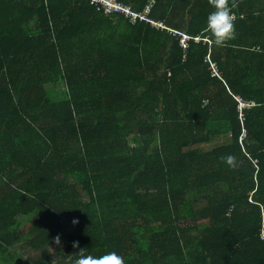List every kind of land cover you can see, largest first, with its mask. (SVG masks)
<instances>
[{
  "label": "trees",
  "instance_id": "obj_1",
  "mask_svg": "<svg viewBox=\"0 0 264 264\" xmlns=\"http://www.w3.org/2000/svg\"><path fill=\"white\" fill-rule=\"evenodd\" d=\"M119 2L187 47L91 0H0V264H53L57 236L54 264H264V0H234L223 47L209 0Z\"/></svg>",
  "mask_w": 264,
  "mask_h": 264
},
{
  "label": "clouds",
  "instance_id": "obj_2",
  "mask_svg": "<svg viewBox=\"0 0 264 264\" xmlns=\"http://www.w3.org/2000/svg\"><path fill=\"white\" fill-rule=\"evenodd\" d=\"M212 11L206 17V31L213 44L218 47L226 46L230 41L235 39V14L233 8L236 6L234 0H209ZM223 163L229 168L236 169L238 167L237 159L234 155H226L221 157ZM78 220H74L73 224H78ZM55 245L61 244L60 236L55 237ZM74 248H79L78 242H74ZM72 264H122V258L116 253H108L104 257L93 258L85 254V250H81L78 254L70 256L73 258ZM54 264V261H53Z\"/></svg>",
  "mask_w": 264,
  "mask_h": 264
},
{
  "label": "built area",
  "instance_id": "obj_3",
  "mask_svg": "<svg viewBox=\"0 0 264 264\" xmlns=\"http://www.w3.org/2000/svg\"><path fill=\"white\" fill-rule=\"evenodd\" d=\"M93 3L100 4L104 7L105 12L107 14L112 13H119L124 14L130 18L131 23L137 24L138 22H147L150 23L153 27H155L158 30H167L173 34H180L181 36V45L186 48L187 43L191 37L188 35L178 32L176 30H173L169 28L164 22L162 21H156L151 18V14L153 12L154 6L156 2H151L143 12L137 13L135 12L130 6H126L119 2V0H91ZM196 41L200 42L201 40L196 38ZM210 62V69L213 73V76L220 77L221 71L216 63H214L212 60H209ZM236 99L240 102V109L243 110L245 108L251 107V104H248L246 101H244L241 97H236ZM262 238L264 240V231Z\"/></svg>",
  "mask_w": 264,
  "mask_h": 264
},
{
  "label": "rangeland",
  "instance_id": "obj_4",
  "mask_svg": "<svg viewBox=\"0 0 264 264\" xmlns=\"http://www.w3.org/2000/svg\"><path fill=\"white\" fill-rule=\"evenodd\" d=\"M62 90H64V88H62ZM216 144H212V145H207L206 149H211L214 148ZM23 220V219H22ZM34 219H29L26 220V218H24L23 222H21V226H20V230H24V228H27L31 222H33ZM61 248V246H55L53 247V249L50 250V253H55L56 257H54V261L57 262L59 259V257L57 256L59 254V249ZM49 251V250H48ZM19 252L22 254V250L19 249ZM42 254V253H41ZM12 255L15 256V252L14 250H10V253L6 254L5 257L8 258V262L6 264H15V260L12 258ZM35 253L29 254V255H25V257L23 258L24 260H27L28 258L30 259H34L35 258ZM40 255V254H37ZM44 255H48V253L45 252ZM20 264H24V263H20Z\"/></svg>",
  "mask_w": 264,
  "mask_h": 264
},
{
  "label": "crops",
  "instance_id": "obj_5",
  "mask_svg": "<svg viewBox=\"0 0 264 264\" xmlns=\"http://www.w3.org/2000/svg\"><path fill=\"white\" fill-rule=\"evenodd\" d=\"M261 27L264 30V19H262V25H259L253 29L251 39L254 38V40L264 41V31L261 33V30H260ZM255 34H257V35H255ZM255 38H257V39H255Z\"/></svg>",
  "mask_w": 264,
  "mask_h": 264
},
{
  "label": "bare ground",
  "instance_id": "obj_6",
  "mask_svg": "<svg viewBox=\"0 0 264 264\" xmlns=\"http://www.w3.org/2000/svg\"><path fill=\"white\" fill-rule=\"evenodd\" d=\"M135 11V10H134ZM129 18V17H128ZM246 109V108H245ZM241 110V109H240Z\"/></svg>",
  "mask_w": 264,
  "mask_h": 264
}]
</instances>
